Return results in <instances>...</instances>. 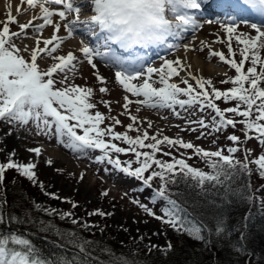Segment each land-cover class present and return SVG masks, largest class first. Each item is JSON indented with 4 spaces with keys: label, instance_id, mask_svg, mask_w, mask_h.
Returning a JSON list of instances; mask_svg holds the SVG:
<instances>
[{
    "label": "snow or ice",
    "instance_id": "obj_1",
    "mask_svg": "<svg viewBox=\"0 0 264 264\" xmlns=\"http://www.w3.org/2000/svg\"><path fill=\"white\" fill-rule=\"evenodd\" d=\"M21 5H26L17 11L22 15L31 12L28 22L20 23L16 16L9 12L6 20L0 22V122L7 126L4 135L12 136L13 131L19 128H27L34 125L36 135L55 138L64 148L73 153L86 154L89 150L98 151L95 162L112 166L116 171L128 177L135 178L142 183L138 189L144 192L146 188H153V181H159V187L155 188L148 198L154 205L158 201H164L161 208L163 215H157L147 203H142L138 198H131V203L143 210L149 217L161 221L174 231L186 233L197 241L210 242L213 234L227 239L233 231L222 217L218 218L213 228H206L203 222L195 221L187 209L176 199L170 185L180 182L188 184L194 182L196 187L203 189L205 183L225 185L233 176L243 173L248 177L253 174L251 165L256 166L258 176L264 179V153L250 159L252 149L243 148L244 141L255 139L259 145L264 146V23H249L255 34L238 31L240 23L236 17L229 15L225 20H213L204 18L205 0H20ZM231 3L242 6L244 9L264 17V0H231ZM90 8L92 14L81 19L82 10ZM169 14L173 17L169 18ZM36 21H41L35 23ZM218 24L226 37L217 36V42L227 43L228 55L223 51L210 50V56L218 57L221 62L235 70V75L220 81L222 84H230L227 89L216 87L211 78L194 75L191 65L180 58L167 59L161 57L160 67L147 66L143 61L145 56L138 55L136 50L149 47L166 46L168 49L179 47L170 42L181 38L183 33L195 32L203 29L205 25ZM18 25V30L12 26ZM51 27L53 33L50 38L40 39L44 30ZM66 30V35H60L61 29ZM29 30L37 34L34 47L18 44L29 36ZM77 31L86 32L92 43L80 40L78 52L68 51L66 54H57L67 39L72 38ZM233 42L239 49L233 48ZM42 45V46H41ZM202 48L210 47L201 41ZM185 50H195L190 44L183 45ZM25 53H28L27 57ZM50 58L53 62L42 69L40 62ZM96 59L107 61L117 67L115 80L122 87L126 95L123 96V112L119 115L127 116L131 123L126 125L124 132L116 131V126L122 125L119 115L105 116L97 109V103L93 102L96 90L93 87L78 85L72 80L78 71V64L86 61L92 69H95V77L101 85L99 93L109 92L107 80L99 73ZM249 65L247 68L245 66ZM259 69V70H258ZM185 73V75H181ZM60 76V79L56 77ZM155 77V78H154ZM179 78V83L174 82ZM71 81V82H70ZM136 81H140L137 83ZM194 82V83H193ZM184 85L183 87L181 86ZM59 85V86H58ZM159 85V86H157ZM130 97H134L132 99ZM217 101L234 106L220 107ZM99 103L112 111V102L101 100ZM119 103V102H118ZM137 105L136 111L141 107L152 109H170L173 114L180 117V111L198 109L204 113L211 110L210 120L201 117L189 120V125H197L190 130L195 132L202 129H211V132L222 133L228 128L236 129L241 125L244 141L235 134L228 135L232 142L225 154V149L215 151L206 150L195 145L191 141H185L181 137L171 138L160 133L149 135L148 130H141L144 123L133 115L131 105ZM95 110V111H93ZM239 118V119H238ZM106 120L111 123L101 126ZM148 122V128H151ZM188 130V129H185ZM136 132V136L129 133ZM205 133L201 131V136ZM121 142L126 146H121ZM167 147V151L164 147ZM146 149V150H145ZM179 153V157L173 155L172 150ZM185 150L181 152L180 150ZM187 150L192 155L205 160L210 172L188 163L192 156H187ZM4 148H0L3 152ZM29 153L36 157L42 155L40 147L28 148ZM242 152L243 159L236 153ZM120 154H131L134 159L122 161ZM170 157L169 160L158 158ZM17 153L13 149L7 153L5 161L0 162V186L3 185L6 172L15 170L20 176L38 185L45 190V185L37 175V163L34 161L20 162L15 159ZM48 166L53 165V160H46ZM135 165V167H134ZM60 171V169H56ZM105 172L109 169L105 168ZM147 173V175H146ZM79 179H84L80 174ZM191 187L192 185L189 184ZM250 190L251 183L245 185ZM137 191V189H133ZM226 195H236L230 185L225 188ZM44 194L54 200L62 198L54 193L44 191ZM104 197L108 191L102 192ZM125 196L128 193H124ZM241 199L254 202L255 193L248 191L241 195ZM63 202L78 207L68 198ZM0 201V264H99L93 260L88 240L75 238L69 241L76 256L69 257L66 254L63 259L55 260L42 255L31 238L26 234L13 230V221L17 224L21 218L6 215L4 204ZM264 208V198L260 200ZM37 210H41L40 204H34ZM47 215H58L61 220L71 219L74 225L80 224V220L73 218L74 213L58 212L56 209H42ZM89 216H112L114 213L96 209ZM247 219V217H245ZM147 223V221H144ZM140 223V221H134ZM92 229L98 227L95 224L85 222L81 225ZM123 231H129L127 228ZM103 232V229H100ZM139 231V229H137ZM159 234V233H154ZM75 237L74 233L69 234ZM140 239H144L143 236ZM246 236L243 231L236 241L240 245L237 251L247 254L244 245ZM63 247V246H62ZM159 248L158 245H148V251ZM172 244L167 242L163 251H171ZM110 264H135L130 262L124 254H115L108 250Z\"/></svg>",
    "mask_w": 264,
    "mask_h": 264
},
{
    "label": "rangeland",
    "instance_id": "obj_2",
    "mask_svg": "<svg viewBox=\"0 0 264 264\" xmlns=\"http://www.w3.org/2000/svg\"><path fill=\"white\" fill-rule=\"evenodd\" d=\"M238 31L251 33L253 35L255 34L254 30L249 27H241ZM193 35L197 37L200 36V38H202L201 41L205 39V42L210 47H203V50H201L202 45L200 41L199 44H197V47H194L195 50L181 52V60L192 66L191 72L194 75L211 78L216 87L221 90L229 88L231 86L230 84H222L220 81L234 76L235 70L231 69L229 65L221 62L218 57L212 58L214 60L207 57L210 50L223 51L226 56L228 55L227 43L217 42V36L226 37L223 29L220 28L218 24L205 25L203 29H199L198 32L193 33ZM46 36H49L47 31ZM27 39L28 38L18 41V44L23 47L28 43ZM233 48L237 51L236 58L239 60V49L235 42H233ZM72 50H75V48L64 49L58 54H66L68 51ZM74 52L77 56H80L81 60H83V57L79 55L77 50ZM27 55L28 53H25L26 57ZM262 55H264V53H262ZM48 60H50V62H48ZM199 61L203 62L204 66L198 65ZM52 62L53 61L50 58H45L40 63V66L42 69H46ZM95 62L99 73L107 80L106 86L109 89L107 94L99 93L98 89L101 85L95 77L96 70L92 69L85 61L78 64V71L75 73V76L72 77V80H74V82L78 85L93 87L96 90V94L94 96L95 98L93 99L98 101L97 108L104 112L105 116L119 115L123 112V96L126 95V93L115 80V72L117 69L112 68L110 63H103L104 65H100L99 62ZM216 62L223 64V67L225 68L223 74L217 75L215 73L211 74L208 72L207 65L217 64ZM47 64L48 66L45 67ZM248 66L249 65L246 64L245 68ZM181 75L183 76L185 73H181ZM56 78L60 79L61 77L57 76ZM136 82L139 83L140 81ZM174 82L179 83V78H174ZM130 98L135 99L134 97ZM101 100H109L112 102L111 113H109V110L104 106V104L99 103ZM219 104L222 108L234 106L233 104H225L221 101ZM137 107L138 106L135 104L131 105V112L133 115H137L138 118L144 122L140 126L141 130H148L149 135L160 133L161 137L163 135H167L171 138L181 137L185 141H191L195 145L210 151H215L219 148L227 149L229 146H232V142L227 139L229 135L228 131L232 130L222 133L211 132V129H202L195 132L190 130L192 127L198 126L194 124L189 125L187 123L189 120H196L201 117L206 120H210L211 110H206L204 113H201L195 108L188 110L177 108V111H180L181 113L178 118L170 109H152L141 107L140 111L137 112ZM119 118L122 121V125L116 126L115 130L118 132H124L126 130V125L131 123V121L125 115H119ZM148 122H151V128H148ZM109 123H111V121L106 120L105 125ZM239 126V130L234 132L243 139L242 141H244V135L241 131L242 126ZM33 129L34 125H30L27 128L16 129L13 131L12 136L23 143L26 151L28 148L40 147L42 149V155L40 156L43 160L42 162L46 164V160L52 159L53 165L49 166L50 170L55 173V177L57 179L63 180L69 185L67 187L64 183H61L62 185L57 183L56 185V182L52 179H43L37 170L38 178L44 183L45 190L58 194L62 199H51L49 196L44 194L45 190H42L38 185L33 184L26 189L27 197L30 198L33 206L36 203L40 204V211H43L42 209L44 208L56 209L58 212L71 211L74 213L73 218L80 220V224L74 225L71 223V219L61 220L58 215H52L49 216V225L54 224L56 229H61L66 232L79 233L80 237H83L84 240H88L90 242L111 241L113 243H118L131 252H149L148 245L150 244L159 246V248L152 249L151 252L156 251L160 254H166L168 252L163 251V249L166 248L167 242H171V239L167 234L165 224L153 217H149L143 212V210L131 203V198H138L142 203H147L149 207L153 208L157 215H163L161 208L164 201L160 200L153 205L148 199L153 192V188H146L144 192H140L138 189L142 187V185L135 179L116 171L110 165L96 163L95 157L100 154L98 151L89 150L86 154L73 153L71 150L60 145L55 138L49 139L48 137L36 135ZM7 130V126L4 125L3 122H0V148H4V151L0 152V162L1 160L5 161L7 153L11 152L10 150L5 149V143L3 142L6 138L4 133ZM201 131H203L205 135L197 139L198 136H201ZM132 134L134 136L137 135L136 132H132ZM244 145L253 150L251 158H256L258 154L264 153V146L259 145L255 139L248 140L247 142L244 141L242 146ZM226 149L225 152H227ZM173 150L177 152L175 149ZM180 151L184 152L185 150L181 149ZM188 153H192V151L187 150L186 154ZM57 157L64 158L67 161L66 164L56 163ZM15 159L20 162L32 161H26V159L19 158L17 155ZM195 159V164L198 165L201 158L195 156ZM105 168H108L109 171L105 172ZM56 169H60V171L58 172ZM65 172L68 174H65ZM80 174H84V179L82 181L79 179ZM51 181L54 183H50ZM81 186L87 188L92 194L86 197L79 196L78 192L80 191ZM3 189L4 186H0V201H5L6 199ZM133 189H137V191H133ZM104 191L109 192L107 197L102 195V192ZM126 192L128 193L127 196L124 195ZM63 198L70 199L74 203L78 204V207L73 208L72 204L63 202ZM96 209L111 212L114 213V215L106 217L88 215V213ZM134 221H140V223H134ZM144 221H147V223ZM85 222L98 225V227L92 229L84 228L81 225ZM121 226L127 228L129 231H123ZM101 228L103 229V232H101ZM137 229H139V231H137ZM141 236H143L144 239H140Z\"/></svg>",
    "mask_w": 264,
    "mask_h": 264
},
{
    "label": "trees",
    "instance_id": "obj_3",
    "mask_svg": "<svg viewBox=\"0 0 264 264\" xmlns=\"http://www.w3.org/2000/svg\"><path fill=\"white\" fill-rule=\"evenodd\" d=\"M93 102L98 103L95 99H93ZM99 111L101 112V110ZM104 125L105 123L102 126ZM234 131L235 129L229 131V135H236ZM129 134L134 136L132 132ZM122 146L126 145L123 144ZM162 147L165 151L168 150L166 146ZM172 152L173 155L179 157L178 152L174 150ZM242 154V152H238L236 156L243 159ZM120 155L122 161L134 159L131 154L127 156ZM158 158L170 159V157L160 156L159 154ZM195 162L193 158L188 160V163L194 167L205 172L211 171L205 160L200 159L199 166ZM251 167L253 168L251 177L238 173L223 186L205 183L203 189H201L196 187L194 182L189 181L186 184L180 182L179 178L176 185H170L174 194L173 199H176L185 207L195 221L203 222L206 228H213L217 219L222 217L230 228L238 229L233 231L227 239H222L220 236L213 234L209 243L197 241L186 233L174 231L171 227L165 225L172 244L171 251L166 254H160L156 251L131 252L118 243L102 241L91 242L89 245L93 260H98L99 264H110L108 254V250H110L117 255L124 254L130 262L134 261L135 264H264V208L260 203L261 198H264V179L258 176L255 165H251ZM249 182L251 183L250 190L245 188V185ZM189 184L192 186L190 187ZM31 185L32 182L20 176L15 170L6 172L3 183V190L6 194L4 212L6 215L10 214L21 218L19 224L13 221L11 227L13 230H19V232L31 238L44 256L55 260L63 259L66 254H69V257L76 256L77 252L72 249L69 241L77 237L84 240L83 237H80L79 233H74L75 237H72L69 235L71 232L56 229L54 224L49 225V215L44 211L36 210L30 198L26 195V189ZM228 185L236 195H226L225 188ZM153 187H159L158 180L153 181ZM248 191L255 193L254 202H248L246 199L240 198L241 195L246 196ZM52 220L54 221L53 218ZM3 229L4 226H0V230ZM241 231L246 236L244 245L247 254L236 250L240 247L236 241L239 239Z\"/></svg>",
    "mask_w": 264,
    "mask_h": 264
},
{
    "label": "bare ground",
    "instance_id": "obj_4",
    "mask_svg": "<svg viewBox=\"0 0 264 264\" xmlns=\"http://www.w3.org/2000/svg\"><path fill=\"white\" fill-rule=\"evenodd\" d=\"M9 6L11 8V13L12 15L16 16L17 19L19 20L20 23H25L28 22L31 19L32 13L31 12H26L23 13L22 15L17 11V9H23V7H26V5H21L20 0H0V22H3L4 20H6L7 18V14L9 12ZM90 8L85 7L82 12H89ZM83 13H81L82 16ZM85 17H81V19H84ZM12 29L18 30V25H13ZM46 31L49 33V35H52L51 33H53V30L51 27H48L44 30L42 36H40V39H45V35H46ZM198 32V31H197ZM66 30H64L63 28L61 29L60 35H66ZM87 36L86 32L83 31H77L76 34L70 38L67 39L64 43H65V47L70 49V48H75L76 50H78V48L80 47V40L84 39ZM188 37V36H187ZM27 44L28 46L33 47V44H35V39L37 38L36 33L34 31L29 30V36L27 37ZM50 38V37H49ZM202 38H200V36H194L193 38L189 37L187 39L184 40V44L179 45L178 49L180 50L179 52H177V54H175L173 56V58H180L181 59V52H186L188 50H185V48L183 47V45L185 44H190L193 47H197V44H199V42L201 41ZM204 42L205 45H207V43L205 42V39L202 40ZM151 49V47H150ZM150 51V50H149ZM207 57L212 59L214 58L213 56H210V53L207 54ZM214 60V59H212ZM217 64H208L207 65V70L209 73H215L217 75L223 74L225 71V68L223 67V64L216 62ZM111 65V64H110ZM198 65L204 66V63L199 61ZM192 69V66H191ZM190 69V71H191ZM3 142L5 143V149L6 150H10L12 151L13 149H15L17 156L19 158L22 159H26V161L28 160H32L34 162L37 163L38 167V173L40 174V176L43 177V179L46 178V180L52 179L57 183L62 185L61 183H64L65 186L67 187L69 184L65 183V181L57 179L55 177V173L52 172V170H50V167L45 164L44 162H42L43 160L41 159V157H36L35 154L33 153H29L28 151H26V148L24 147L23 143L21 141H18L16 138H14L13 136H7ZM5 150V151H6ZM29 162V161H28ZM66 160L64 158L61 157H57L56 159V163L59 164H66ZM63 166V165H60ZM65 174H68L67 172H65ZM50 183H54V182H50ZM64 186V187H65ZM92 193L85 187L81 186L80 191L78 192L79 196L82 197H86V196H90Z\"/></svg>",
    "mask_w": 264,
    "mask_h": 264
}]
</instances>
